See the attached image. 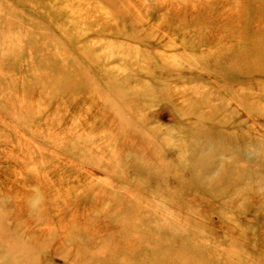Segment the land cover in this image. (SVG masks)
Wrapping results in <instances>:
<instances>
[{"label":"rangeland","instance_id":"rangeland-1","mask_svg":"<svg viewBox=\"0 0 264 264\" xmlns=\"http://www.w3.org/2000/svg\"><path fill=\"white\" fill-rule=\"evenodd\" d=\"M257 158L264 0H0V264H264Z\"/></svg>","mask_w":264,"mask_h":264},{"label":"bare ground","instance_id":"bare-ground-1","mask_svg":"<svg viewBox=\"0 0 264 264\" xmlns=\"http://www.w3.org/2000/svg\"><path fill=\"white\" fill-rule=\"evenodd\" d=\"M118 82H119V80H118ZM111 91L112 90H110V92ZM119 98H120V96H118V99ZM256 119H257V117H256ZM244 121H246V122L251 121L252 122V119H251L250 116H248V117H244ZM256 141L257 140H255V142ZM238 143L239 142H231V143H228L227 145L223 143V148H225L223 151H228L230 153H234V152L237 153L238 152L240 154L238 156H241L240 158H242L243 160H245L246 159V155H247V151L244 148L245 140L242 142V144H240L242 146H239ZM231 157H232V155H231ZM235 157H237V156H235ZM258 161H261V160L259 158H257V160H256V162H255L254 165L257 166L258 171H260V173L261 172L264 173V162H262V161L261 162H258ZM234 165H236V164H234ZM227 169H226L227 173L225 175V179L223 178L224 180L221 181V182L218 180L219 183H220V186H221V188L219 187L220 189L219 188H216V187L209 189V188L206 187L207 188L206 189L207 192L210 193L211 196L215 198V200H220L221 201V207L222 208H221L220 211L222 213L224 212V210H225V212H228V210L231 209V208H233V209L238 208L236 206L237 202L239 201L237 199L239 197L238 195L243 196L239 192H245V193H249V194H253V192H257L254 189H252L251 186L249 184H247L246 182L245 183H242L243 176H244V174L246 172H244V174L242 172H237L235 176H232V178H230L229 177L231 175L230 173L233 172V171L230 170V169H228V170ZM243 171H245V170H243ZM256 171H257L256 169L253 170V174H256ZM248 173L249 172L247 171V174L245 176H248ZM238 174H239V176L242 177L241 180L238 179V177H237ZM259 174L257 173L256 175H259ZM260 184L263 185L262 183H260ZM203 187H205V186H203ZM259 189H262L261 191H263L264 190V187H261L260 186ZM259 189H257V190H259ZM220 191H222V192L220 193ZM216 192H218V193H216ZM236 210H238V209H236ZM224 213L222 214L223 215V218L225 216ZM222 264H224V263H222Z\"/></svg>","mask_w":264,"mask_h":264}]
</instances>
